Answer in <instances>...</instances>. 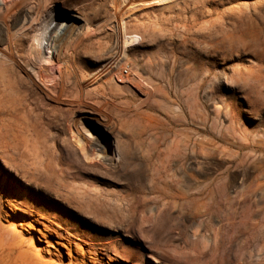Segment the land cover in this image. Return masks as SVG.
<instances>
[{
	"label": "rangeland",
	"instance_id": "1",
	"mask_svg": "<svg viewBox=\"0 0 264 264\" xmlns=\"http://www.w3.org/2000/svg\"><path fill=\"white\" fill-rule=\"evenodd\" d=\"M27 1L0 0V22L21 18L38 8L41 22L35 20L30 26L34 40L38 39L40 45L56 42L54 49L61 50L63 65L71 60L70 65L79 72L82 110H91L89 114L102 119L107 115L110 144L114 145L115 136L130 143L134 160L144 166L136 178L127 174L129 171H107L105 175L106 170L101 168L70 166L65 156L69 180L87 187L103 212L125 216V225L134 222L129 210L132 203L139 205L142 215L163 211L166 217L155 229L153 222H143L138 217L130 232L104 224L93 214L85 215L75 208L76 201L69 204L66 193L58 195L35 187L31 181L28 184L0 156V182L20 192L16 196L26 201L17 210L5 200L0 202V235L5 231L7 237L20 233L33 242L24 248L26 254L4 256L0 264H58L61 256H67L58 242L59 235L50 230L52 236L46 239L39 233L38 226L44 228V224L68 231L75 241L86 246L96 244L97 250L93 251L100 256L115 255V248L132 250L131 260L120 259L126 264H165L156 262L154 256L171 264H264V0H245L246 5L239 0H222L210 5L190 33L170 28L166 36L156 31L152 40L144 42L120 37L107 22L106 14L87 21L92 0L51 3L45 9L31 4L25 7ZM241 12H253L256 19L261 46L255 53H230L223 44L197 42L203 32L208 33L223 19L238 17ZM57 15L63 18L58 27L59 43L70 35L62 45L55 34L50 36L53 29L49 23ZM65 30L68 32L63 35ZM169 36L175 40L172 49L159 53L156 44ZM68 39H73L72 49L70 43L66 45ZM74 46L78 50L76 59L69 53L71 49L73 55ZM46 61L54 64L56 56L47 55ZM89 90L93 98L85 93ZM44 104L51 115L56 108H67V104L59 105L54 94ZM70 120L61 131L54 130L62 136L60 148L69 149L67 143L75 140L85 144L80 128L73 129ZM62 139L65 142L61 143ZM185 140L189 145L182 146L189 149V155L169 164L174 142ZM148 151L153 156L150 161L145 157ZM112 156L117 164L115 151ZM167 163L170 174L179 180L172 187L163 169ZM152 165L158 166L162 178L156 176L153 180L156 171ZM134 183L140 185V191H135ZM36 196L41 198L40 204L35 203ZM230 212L249 216L239 218L233 229H221L223 240L221 234L216 238ZM23 222L33 224V228L23 226Z\"/></svg>",
	"mask_w": 264,
	"mask_h": 264
},
{
	"label": "bare ground",
	"instance_id": "2",
	"mask_svg": "<svg viewBox=\"0 0 264 264\" xmlns=\"http://www.w3.org/2000/svg\"><path fill=\"white\" fill-rule=\"evenodd\" d=\"M4 1L6 3V1L16 2L18 0ZM69 1L71 0H28L24 6L29 7L31 4V6L37 5L45 9L51 3L56 5L58 2L65 4ZM239 1L243 5L247 3L245 0ZM90 2L88 6L90 10L88 9L86 14L87 21L91 20L93 22L96 17L106 14L107 22L118 31L120 37L124 39H132L134 37V39L144 42L152 40V37L157 32L162 36H166V31L170 28H172L171 31H179L182 34L190 33L196 27L200 16L202 17L208 11L210 5L220 3L222 0H92ZM37 9H33V13L27 12L21 18L11 19L10 17L8 21L0 22V156L7 166L13 169L28 184H31V181L36 184L35 187L45 188L47 191L58 195L66 193V199H69V204H73L76 201L77 206L75 205V208L85 215L91 216L93 214V217L99 222L114 227H123L130 232L134 229L133 223L138 217H141L143 222H153L152 226L154 229L158 228V223L166 217L165 212L144 213L142 215L143 211H141L139 205L132 203L129 205V210L134 222L125 225V216L123 217L119 213L110 214L103 212L101 205L94 200L96 198L89 192L90 190L87 187L84 188L69 180L71 175L68 172V168L64 167L65 156L70 160L68 161V164L69 162L71 163L69 164L70 166L84 169L90 167L91 170L96 167L98 170L101 168L106 170L104 172L105 175H107V171L111 172V174L112 172L129 171L127 174H130L132 178H136L141 176L144 166L134 160V152L129 145L130 143L119 140L115 136L114 145L110 144L106 129L110 127L109 124L111 123H109L107 115L102 119L89 114L88 112H92L91 110H82L81 107L84 104L82 99L83 90L79 82V72L75 65L72 63L70 65L71 60H67L66 66L63 65L61 50L55 51L54 49L56 42L54 43V40H51L53 43L40 45L38 39L34 40L35 34L30 33V26L35 20L41 19L39 16L40 11ZM89 14L92 15L90 16ZM251 14L248 15L245 12H241L238 17L223 19L224 22H221L218 27L208 30V33L206 31L205 33L203 32L200 38H197V42L202 44H211L212 42L223 44L230 53H255L261 46L258 43L260 32L256 26V19ZM13 15L15 14H12V17ZM62 19L60 15H57L49 23V27L53 29L50 36L53 37L55 34L54 37L57 38V43L61 40V37L57 36L60 33L58 27L61 25ZM67 32L65 30L62 34L65 35ZM68 36H64V40L59 44L62 45V42ZM71 40L73 39H68L66 45L70 43L68 46L72 49L73 43H71ZM174 41L169 36L157 43L158 52H169ZM35 42L37 43L35 44ZM32 46L36 47V50L31 51ZM75 48L73 55L71 49L69 53L72 58L74 56L76 59L78 50L76 46H74ZM38 49H41V51ZM46 53L48 58L56 56L54 64L46 61ZM49 91L57 96L59 105L67 104V108H56L57 112L51 115L49 109L43 107L45 106L44 101L52 97ZM85 93L91 96L90 98L94 97L90 90ZM88 105L92 110H95L91 103H88ZM79 111H83L81 116L78 115ZM59 112H62V114L60 115ZM69 118L73 124V129L80 128L81 133L79 135L82 138L84 137L85 144L81 145L75 139L74 142H68L69 138L66 141L69 149L60 148L58 141L61 140L62 136L57 135L54 130L61 131L65 122L69 121ZM113 122L115 121L113 120ZM69 136L72 137L71 135ZM63 142L65 141L62 139L61 143ZM183 144L189 145V141L174 142V147L170 149L168 157L169 164L173 160L177 161L189 155V149L182 146ZM112 151H115L119 157L117 164H114L115 158L112 156ZM145 157L150 161L153 157L152 152L148 151ZM93 158H98L99 161ZM100 161L106 162V167ZM168 163L163 166V169L168 173L169 183L167 182V184L172 187L179 180L175 175L170 174L171 167ZM152 166V170L156 171L152 176L154 180L161 172L157 165ZM87 170L90 169L88 168ZM159 178H162V176L160 175ZM134 186L136 187L135 191L141 190L139 184L134 183ZM0 192H2L0 194V202L5 200L8 204H13L15 210L22 209L21 206L26 204V201H22L21 197L16 196V194H21L20 192L15 193L12 188H9L3 182H0ZM32 193L30 191V195L34 196V193ZM36 197L38 201L35 203H39L41 198L39 196ZM248 216L249 213H228L224 218V225L217 231L216 238L221 234V239L223 240L224 235L222 236V232L224 231H221V229H233L239 218ZM22 225L29 226L30 229L33 226L31 223L29 225V223L24 222ZM63 229L65 230V228ZM50 230L59 235L60 240L58 242L63 245L67 252V256L60 257L58 264H126L120 259L131 260L132 250L115 248V255L100 256L97 252H94L97 250L96 244L86 246L81 242L75 241L66 230L61 232L54 226L45 224L44 228L38 226L39 233L44 235L46 239L52 236ZM149 231L147 230V234ZM5 234L8 236L7 231H5ZM4 235H0V258L14 255L17 252H20L19 256H23L28 252L24 248L33 245V242L23 238L20 233L10 237ZM221 239L218 247H221ZM153 258L156 262L168 263L162 257L161 259L156 256ZM45 264L56 263L49 262Z\"/></svg>",
	"mask_w": 264,
	"mask_h": 264
},
{
	"label": "built area",
	"instance_id": "3",
	"mask_svg": "<svg viewBox=\"0 0 264 264\" xmlns=\"http://www.w3.org/2000/svg\"><path fill=\"white\" fill-rule=\"evenodd\" d=\"M124 70H125L126 73H128V69L127 68H125Z\"/></svg>",
	"mask_w": 264,
	"mask_h": 264
}]
</instances>
